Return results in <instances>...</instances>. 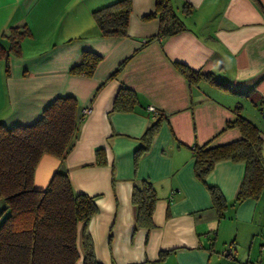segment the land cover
Segmentation results:
<instances>
[{"label": "crops", "instance_id": "obj_1", "mask_svg": "<svg viewBox=\"0 0 264 264\" xmlns=\"http://www.w3.org/2000/svg\"><path fill=\"white\" fill-rule=\"evenodd\" d=\"M120 1L0 0V123L32 125L61 97H74L79 113L92 110L63 159L41 158L36 190L64 173L76 194L95 198L98 212L78 225L77 264H84V234L100 264H220L219 242L231 247L221 264H264V187L257 199L235 205L244 163H216L206 185L194 173L195 149L242 138L238 129H226L238 106L264 139V0H169L185 16V31L168 38L159 37L158 0H132L127 36L104 38L93 13ZM21 36L16 56L11 39ZM85 52L102 58L94 74L71 73ZM178 63L239 94L207 82L191 85ZM122 89L135 97L127 111L115 109ZM160 119L136 167L141 138ZM144 181L158 201L152 227L137 229L132 194ZM207 186L228 203L221 220Z\"/></svg>", "mask_w": 264, "mask_h": 264}, {"label": "trees", "instance_id": "obj_2", "mask_svg": "<svg viewBox=\"0 0 264 264\" xmlns=\"http://www.w3.org/2000/svg\"><path fill=\"white\" fill-rule=\"evenodd\" d=\"M185 9L190 11L191 7L186 5ZM131 11L132 0H121L94 12L93 19L104 38H124ZM156 11L155 15H160L162 23L159 37H173L185 31L169 0H158ZM15 31L11 30L13 34H16ZM28 33L26 31L25 34ZM21 39L22 36L11 39V51L16 56L21 54ZM101 60L100 56L85 52L81 63L73 67L71 73L92 76ZM176 67L191 85L207 82L224 91L239 94V89L228 82L219 83L212 74H202L179 63ZM134 101V93L122 89L115 109L127 111ZM242 110L238 106L236 118L226 126V129H238L242 135L240 140L220 146L209 143L195 149L194 173L204 185L216 163L230 160L245 164L244 180L235 205L247 199H257L264 187L262 131L242 114ZM82 112L79 113L78 101L74 97H61L54 100L32 125L8 128L0 123V201L6 204L8 210L7 217L0 224V264H77L80 260L77 229L80 223L87 226L98 212L95 198L76 194L67 174L56 173L43 191L36 190L34 177L44 155L63 159L72 149L84 119ZM161 120L141 138L142 145L135 155L136 167L141 157L150 150L160 131ZM102 153L98 152V158L101 159ZM207 188L221 220L225 217L228 203L218 188ZM157 201L156 190L151 183L144 181L134 188L132 202L136 208L137 229L152 227ZM83 250L84 264H100L88 234L83 237Z\"/></svg>", "mask_w": 264, "mask_h": 264}, {"label": "rangeland", "instance_id": "obj_3", "mask_svg": "<svg viewBox=\"0 0 264 264\" xmlns=\"http://www.w3.org/2000/svg\"><path fill=\"white\" fill-rule=\"evenodd\" d=\"M176 15L178 18H181L183 21L185 19V16L182 15V13L180 12V10H176L174 9ZM8 215V210L6 209V204L4 202H0V224L4 221V219L7 217ZM221 242H219V245L215 248V252H214V258H215V262H219L220 264L222 262H224V260L227 259L225 254H228L231 247L229 246H224L222 244H220ZM229 245V244H228ZM218 258V259H216Z\"/></svg>", "mask_w": 264, "mask_h": 264}, {"label": "built area", "instance_id": "obj_4", "mask_svg": "<svg viewBox=\"0 0 264 264\" xmlns=\"http://www.w3.org/2000/svg\"><path fill=\"white\" fill-rule=\"evenodd\" d=\"M149 110L151 112H156V109L154 107H150ZM91 111H92L91 109H85V110H83V112H82L83 118H85L87 115H89L91 113Z\"/></svg>", "mask_w": 264, "mask_h": 264}, {"label": "clouds", "instance_id": "obj_5", "mask_svg": "<svg viewBox=\"0 0 264 264\" xmlns=\"http://www.w3.org/2000/svg\"><path fill=\"white\" fill-rule=\"evenodd\" d=\"M84 120V119H83Z\"/></svg>", "mask_w": 264, "mask_h": 264}]
</instances>
